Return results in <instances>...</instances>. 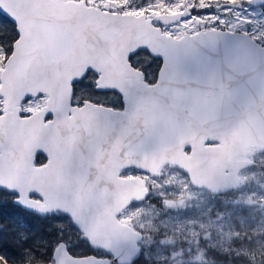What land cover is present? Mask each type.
Wrapping results in <instances>:
<instances>
[{"label":"water","instance_id":"water-1","mask_svg":"<svg viewBox=\"0 0 264 264\" xmlns=\"http://www.w3.org/2000/svg\"><path fill=\"white\" fill-rule=\"evenodd\" d=\"M234 6L242 3L218 5ZM0 11L19 29L1 72L0 189L27 209L71 216L93 249L113 255L73 256L61 241L48 264L139 257L142 234L118 216L145 200L148 188L121 170L156 175L177 165L194 186L222 194L239 187L252 150L264 149V44L251 34L211 28L177 37L146 14L84 0H0ZM191 13L186 7L153 18L171 24ZM142 48L162 59L153 84L130 61ZM88 70L99 73L98 90L121 95L122 109L72 104L74 83ZM40 95L47 104L22 115L23 101ZM41 153L48 162L34 165Z\"/></svg>","mask_w":264,"mask_h":264},{"label":"rangeland","instance_id":"rangeland-1","mask_svg":"<svg viewBox=\"0 0 264 264\" xmlns=\"http://www.w3.org/2000/svg\"><path fill=\"white\" fill-rule=\"evenodd\" d=\"M84 1L88 5H95L104 10L135 14L151 11L173 13L187 7L194 11V15L191 18H182L176 24L163 26L167 34L182 36L186 32L194 33L201 29L217 27L248 32L258 42L264 44V6L253 7L250 5L251 0H246L240 8L236 6L219 8V3L225 2L223 0ZM197 20L198 23L195 22ZM11 25L12 22L9 21L6 29L13 28ZM6 29L3 34H6ZM3 41L5 43H1L3 48L0 49V57L10 53L6 50L9 45L8 38L5 36ZM149 63L150 57L143 65L148 67ZM94 74L95 77L93 74H87L75 85L73 101L96 99L108 104L120 102L121 96L118 93L94 92L97 78V74ZM149 75L152 77L150 72ZM46 96L27 98L22 103V114L38 111L46 104ZM112 104L110 105L114 106ZM3 107V98L0 95V113ZM249 158L254 164L240 172L241 183L234 189L236 195L214 194L210 190L194 186L184 170L177 165L164 164L156 175L141 173L135 169L120 171V175L124 177L140 176L148 188L145 200L131 204L119 214L124 222L140 228L145 233L143 262L163 260L161 264H187L188 261L185 260H189L190 263V259H184L185 250H192L194 254L191 258L194 259L195 255L196 261L200 262L203 260L202 256L206 255V246L218 245V249L227 248L232 243V238L238 235L232 228L231 214L229 216L227 214L229 204L247 205L253 210L262 209L264 213V149H253ZM7 195L16 197L10 192H0V199ZM219 201L221 207H218ZM49 221L52 228L56 229L55 238L65 241L71 251L80 254L86 249L84 237L70 220L53 217ZM252 241L257 243L264 254V233L255 234ZM175 244H179L180 248L176 249ZM56 245L57 242L54 243V247ZM262 259L264 261V256Z\"/></svg>","mask_w":264,"mask_h":264},{"label":"trees","instance_id":"trees-1","mask_svg":"<svg viewBox=\"0 0 264 264\" xmlns=\"http://www.w3.org/2000/svg\"><path fill=\"white\" fill-rule=\"evenodd\" d=\"M235 1L242 2L243 4L246 2V0ZM9 21L11 20L7 16L0 13V45H3L1 43H5L3 38L6 36L9 42L6 50L10 51L12 42L17 38V34L12 21L11 26L13 28L6 29ZM5 29L6 34H3ZM142 52L144 51L139 53L142 60L139 61V57H137L131 58V61L133 65L143 70L146 80L151 82L154 80L155 73L160 67V62L155 59L150 61L148 67L143 65L148 55L141 54ZM7 57L8 55H1L0 57V72L4 67ZM148 69L152 77L149 75ZM151 69H153V73ZM88 74L96 76L92 72ZM94 92L97 94L103 93L97 90H94ZM112 105L122 107L123 104L120 101L114 102ZM40 158L38 156L36 164H40ZM0 192L6 193L3 190H0ZM225 195H236V190L226 192ZM220 203L221 201H219L218 207H221ZM227 214L228 216L231 214L232 228L238 233L236 237L232 238V243L223 249L220 247L218 249V245L217 247L206 246V255L202 256L203 260L200 262L196 261L195 255L194 259L191 258V255L194 254L192 250H185L184 259H190V263L189 260L185 261H188L189 264H264L262 249L258 247L257 243L252 241L255 234L264 233V213L262 209L253 210V208L247 205L229 204ZM39 216L41 214L38 212L16 204L14 197L11 195L0 199V264H38L49 263L52 260L54 243L60 239L57 240L55 238V231L45 228V224L37 218ZM175 247L179 249L180 245L175 244ZM84 253L86 252L82 254ZM162 262L163 260L151 261L153 264H161Z\"/></svg>","mask_w":264,"mask_h":264},{"label":"flooded vegetation","instance_id":"flooded-vegetation-1","mask_svg":"<svg viewBox=\"0 0 264 264\" xmlns=\"http://www.w3.org/2000/svg\"><path fill=\"white\" fill-rule=\"evenodd\" d=\"M145 14H147V16L148 17H152V15H153V13H161V12H155V11H151V12H144ZM194 13V12H193ZM140 14V13H139ZM193 16V15H192ZM191 16V17H192ZM190 17V18H191ZM196 22V21H195ZM152 23L154 24V25H156V26H159V25H161L160 24V22L158 21V20H156V19H153L152 20ZM170 25H172V24H170ZM163 26H166V25H162L161 26V28H162V31L163 32H165L164 30H163ZM166 33V32H165ZM142 51H144V52H142L141 54H145V55H148V57H150V61H153V60H157L158 62H161V58L160 57H158V56H152L151 54H149V51L148 50H142ZM140 52H137L136 54H134L133 55V57H132V59L133 58H137V57H139V59L138 60H142L141 58H140V54H139ZM131 59V60H132ZM157 62V63H158ZM159 69H157V71H158ZM156 78H157V72L155 73V78H154V80H152L151 82H154L155 80H156ZM75 85V84H74ZM74 90H75V86H74ZM95 90H97L96 89V80H95ZM97 91H99V90H97ZM109 91H111V90H109ZM99 92H103V93H106L107 91H99ZM73 97H74V95H73ZM87 100H89V101H91V102H93V103H102V104H105V103H103V102H99V101H97V100H92V99H80V100H76V101H73V103H74V105H82L85 101H87ZM51 118V116H49V117H47V120H49ZM38 156L39 157H41L40 158V164H36V159L38 158ZM48 162V158L46 157V155L45 154H43V153H41V154H37V156L35 157V159H34V165H44V164H46ZM34 198H38L37 196H33ZM53 217L55 218V219H67V220H70L72 223H73V218L71 217V216H69V215H67V214H64V213H62V212H52V213H50V214H41V216H39V217H37L39 220H41L44 224H45V228H48V229H50V230H52V231H55V234H56V229L54 228H52V225H51V222L49 221L50 219H53ZM118 220L121 222V224H125L126 222H124L123 221V219L122 218H120L119 216H118ZM73 225H74V223H73ZM74 227L76 228V226L74 225ZM135 230H137V231H139L141 234H142V239H140L139 241H138V244H139V246H140V255H139V257L138 258H136L132 263H129V264H153V263H151V260H149V261H146L145 263L143 262L144 261V236H146L145 235V233L143 232V230H141L140 228H138V227H135V226H132ZM77 230H78V232L84 237V241H85V243H86V249L83 251V252H86V253H84V254H82L83 252H81L80 254H77L76 252H74V251H71L70 249H69V247H68V250H69V252L73 255V256H85V255H91V254H93V255H96V256H98V257H104V258H113V255L112 254H110V253H108V252H106V251H103V250H101V249H93L92 247H91V245H90V243H89V241L87 240V238H86V236H85V234L83 233V232H81L78 228H76ZM60 241H63V240H59L58 242H57V244L60 242ZM68 245V244H67ZM55 248V247H54ZM54 248H53V252H54ZM51 261H54V258H53V254H52V260ZM50 261V262H51ZM152 261H155V260H152ZM44 264H47V263H44ZM115 264H120V263H115Z\"/></svg>","mask_w":264,"mask_h":264},{"label":"snow or ice","instance_id":"snow-or-ice-1","mask_svg":"<svg viewBox=\"0 0 264 264\" xmlns=\"http://www.w3.org/2000/svg\"><path fill=\"white\" fill-rule=\"evenodd\" d=\"M15 22V21H13ZM17 32H18V35H19V29H17ZM15 44H16V41H13V44H12V48L14 49L15 48ZM3 48V45H0V49Z\"/></svg>","mask_w":264,"mask_h":264}]
</instances>
